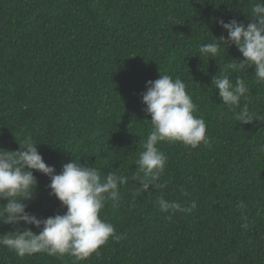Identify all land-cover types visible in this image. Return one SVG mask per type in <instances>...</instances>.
Here are the masks:
<instances>
[{
    "label": "trees",
    "instance_id": "1",
    "mask_svg": "<svg viewBox=\"0 0 264 264\" xmlns=\"http://www.w3.org/2000/svg\"><path fill=\"white\" fill-rule=\"evenodd\" d=\"M257 2L0 0V148L19 150L30 138L57 172L80 159L102 177H127L119 201L100 211L122 239L110 237L80 261L20 257L0 246V264H264V84L253 68H229L242 58L234 46L222 45L215 59L198 54L201 44L227 35L218 19L247 23ZM160 74L185 83L208 142L195 149L160 142L164 187L143 190L135 162L151 117L141 94ZM222 75L246 81L241 107L258 117L252 123L237 122L218 96L211 82ZM34 174L28 210L39 218L63 214L49 195L50 178ZM161 195L197 206L162 212ZM14 230L0 224V234Z\"/></svg>",
    "mask_w": 264,
    "mask_h": 264
},
{
    "label": "clouds",
    "instance_id": "2",
    "mask_svg": "<svg viewBox=\"0 0 264 264\" xmlns=\"http://www.w3.org/2000/svg\"><path fill=\"white\" fill-rule=\"evenodd\" d=\"M217 22L227 35L201 44L199 56L215 59L222 45L234 46L242 58L234 59L229 68L233 71L253 68L256 82L264 84V0L252 6L247 23L235 18L228 21L220 18ZM211 83L222 102L233 110L237 122L248 124L258 118L249 112L247 105L241 107L242 98L247 99L249 93L244 79L237 77L233 83L228 75H222L214 76ZM141 95L144 111L151 117V131L135 163L143 174V190L150 186L162 189L164 185L159 181L167 157L157 145L165 141L181 142L195 149L208 142L206 123L194 115L196 105L178 77L160 74L158 79L146 82V91ZM37 145L29 138L20 144L19 150L0 148V224L15 228L0 234V246L20 257L43 252L51 256L68 254L80 261L96 252L110 237L116 241L122 239L111 223L100 218V211L106 202L119 201V186L127 182V177L113 174L102 177L97 168L80 159L64 163L57 172L45 162ZM34 172L50 178L49 195L66 208L63 214L39 218L28 210L38 189ZM157 203L162 212H191L197 206L193 201L190 207L182 208L163 195ZM29 226L39 231L34 232Z\"/></svg>",
    "mask_w": 264,
    "mask_h": 264
}]
</instances>
